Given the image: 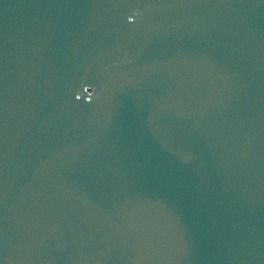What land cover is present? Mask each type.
Instances as JSON below:
<instances>
[{
  "label": "water",
  "instance_id": "water-1",
  "mask_svg": "<svg viewBox=\"0 0 264 264\" xmlns=\"http://www.w3.org/2000/svg\"><path fill=\"white\" fill-rule=\"evenodd\" d=\"M0 264H264V0H0Z\"/></svg>",
  "mask_w": 264,
  "mask_h": 264
}]
</instances>
